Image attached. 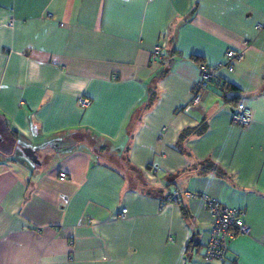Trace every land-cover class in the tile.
<instances>
[{
    "label": "crops",
    "instance_id": "crops-1",
    "mask_svg": "<svg viewBox=\"0 0 264 264\" xmlns=\"http://www.w3.org/2000/svg\"><path fill=\"white\" fill-rule=\"evenodd\" d=\"M0 128V264H203L201 196L244 212L223 264H264V0H0Z\"/></svg>",
    "mask_w": 264,
    "mask_h": 264
},
{
    "label": "built area",
    "instance_id": "built-area-1",
    "mask_svg": "<svg viewBox=\"0 0 264 264\" xmlns=\"http://www.w3.org/2000/svg\"><path fill=\"white\" fill-rule=\"evenodd\" d=\"M151 59L153 63L165 64L166 60L161 55V47L155 46L151 52ZM242 54L233 50L225 52V68L231 72L234 64L241 61ZM219 67H208L204 64L197 66L198 80L192 87L191 100L189 104L181 106L180 111H188L190 108L197 106L200 102L202 94L205 92L206 85L218 79ZM90 101L86 98L80 97L77 99V105L80 108L89 106ZM251 110L239 102L236 108L232 111L231 121L237 126H248L251 123ZM61 178L64 176L61 175ZM183 198L199 197L190 192L174 191L169 193L165 199L166 203L177 205ZM204 208L211 214L212 225L211 235L205 247L203 254V264H212L216 261L223 264L228 252V242L235 235H248V227L243 221L244 212L238 209H229L219 204L215 199L207 196H201ZM126 210H121L120 217H124Z\"/></svg>",
    "mask_w": 264,
    "mask_h": 264
},
{
    "label": "trees",
    "instance_id": "trees-1",
    "mask_svg": "<svg viewBox=\"0 0 264 264\" xmlns=\"http://www.w3.org/2000/svg\"><path fill=\"white\" fill-rule=\"evenodd\" d=\"M221 91L224 92V89H222ZM3 134L6 136L7 140L8 139H11V133L8 135V134L4 133V130L2 128H0V137L1 138H2ZM13 136H16V134L13 133ZM10 153H11V144H10V141L8 140V142L5 143L4 140H1L0 141V154H10Z\"/></svg>",
    "mask_w": 264,
    "mask_h": 264
},
{
    "label": "water",
    "instance_id": "water-1",
    "mask_svg": "<svg viewBox=\"0 0 264 264\" xmlns=\"http://www.w3.org/2000/svg\"><path fill=\"white\" fill-rule=\"evenodd\" d=\"M0 141H1V138H0ZM22 153L24 154V156L32 163L34 164H38V161L36 159V156L34 154V152L29 149V148H23L22 149Z\"/></svg>",
    "mask_w": 264,
    "mask_h": 264
},
{
    "label": "rangeland",
    "instance_id": "rangeland-1",
    "mask_svg": "<svg viewBox=\"0 0 264 264\" xmlns=\"http://www.w3.org/2000/svg\"><path fill=\"white\" fill-rule=\"evenodd\" d=\"M0 138H1V137H0ZM1 140H4L5 143L8 142V140H7V138H6V136H5L4 134H3L2 138H1ZM36 154H37V156L39 157V159H41V161H43V158H44L43 155H44V153L41 152V151H37Z\"/></svg>",
    "mask_w": 264,
    "mask_h": 264
}]
</instances>
